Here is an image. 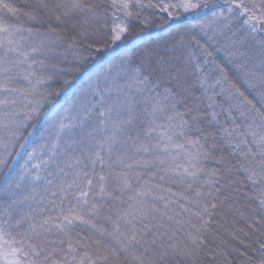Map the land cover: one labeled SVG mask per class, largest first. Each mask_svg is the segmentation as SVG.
Masks as SVG:
<instances>
[{"label": "snow or ice", "instance_id": "obj_1", "mask_svg": "<svg viewBox=\"0 0 264 264\" xmlns=\"http://www.w3.org/2000/svg\"><path fill=\"white\" fill-rule=\"evenodd\" d=\"M145 7L204 19L178 28L180 38L163 52L138 47L103 74L81 66L86 51L132 34L130 21ZM214 7L208 0H39L24 13L37 27L0 20V264H204L215 258L206 238L213 215L235 205L238 181L229 177L237 171L252 190V227L260 233L244 264H264V0ZM0 8L17 12L4 0ZM193 29L220 45L259 108L223 69L209 83L197 53L212 54ZM68 54V67L53 62ZM187 65L199 73L209 108L219 94L240 98L227 111L239 110L243 128L233 118L219 129L239 157L231 167L205 168L217 145L201 128L198 105L188 106ZM77 71L88 75L73 84L68 77ZM218 114L208 113L210 125L220 123Z\"/></svg>", "mask_w": 264, "mask_h": 264}, {"label": "trees", "instance_id": "obj_2", "mask_svg": "<svg viewBox=\"0 0 264 264\" xmlns=\"http://www.w3.org/2000/svg\"><path fill=\"white\" fill-rule=\"evenodd\" d=\"M4 2L17 9V12L13 15V13L8 12L6 9L0 8V20L20 24L23 27H37L34 22L28 21L24 13L32 10L39 3V0H4ZM104 2L108 3L109 0H104ZM142 2L145 5L149 3L159 4L161 0H142ZM163 2L169 3L170 0H163ZM171 2L174 3L175 0H171ZM208 3L210 8L215 10L214 6L216 5L226 7L227 0H208ZM140 11V19H132L130 21L132 34L115 44L109 43L107 46L102 44L97 45L98 51H92L91 54L86 51L84 54L87 56V60L83 61L81 66L84 69H88L89 72L103 74L109 62L125 52L136 51L138 47L148 45L150 47H156L163 52L170 48L171 45L180 38L176 35V30L178 28H183L189 22H195L197 19H204L203 15L194 13H182L180 16L170 17L167 13L154 7H145ZM203 11L207 15L211 14L208 9H204ZM109 12H111V9H109ZM145 18L150 20V23L147 25L143 23ZM238 26L239 22L236 27ZM190 35L196 36V38L201 41V45L207 46L208 52L212 54L209 58L205 57L202 53H197L201 57V67L207 74L209 83L218 78L220 69H223L224 74L235 83L236 88L243 92L244 96L259 108V97L251 93L246 85L238 79L232 63L225 59V54L216 50L220 45L212 44L210 41H207V39L200 34L199 29L191 30ZM184 39L185 43H188L190 36L185 35ZM68 43H70V41L66 40L63 45L58 46L57 51L64 52ZM26 46L27 45H25V47ZM136 54L137 56L140 55L138 51ZM205 59H207V63L203 62ZM53 62L59 64L61 67H68L72 62L71 54H68L67 60H65L63 56H58ZM184 71L188 74L187 82L191 86L188 94V106L192 107L193 105H198L202 114H204V119L201 121V128L215 137L213 142L217 145L214 153L216 159L205 161V168L223 169L225 167H231L237 163L239 157L231 155L232 150L225 145V142L220 136L219 129L225 127L231 128L233 126V118H235V124L240 125L241 129L243 128V124L247 121L239 116V110L233 108L231 114L227 111L228 105L238 103L240 98L235 97L229 101L226 98V94H219L216 96L215 109L209 108L208 104L210 101L207 99L209 94L204 93L203 89L196 83L199 73L193 72L191 65L184 66ZM87 75L88 73L77 71L68 77V79H70L73 84H77L80 83L82 77L86 78ZM53 87L59 90L58 84H53ZM214 91L220 93V88L217 87ZM221 107L224 108V111H220ZM247 109L248 106H243L244 111H247ZM180 110L183 111L184 109L181 108ZM213 110L219 113L216 119L220 121V123L210 125L209 121L211 118L208 113ZM193 135L197 134L193 133ZM181 160H183V157H181ZM221 160L223 163L219 162ZM229 178L238 181L236 185L238 191L234 195L235 205L231 209L222 207L213 215L212 224L206 238L208 241V248L214 254L215 258L213 259L212 257L205 256L204 264H244V256L242 254L247 253L248 255H252V248L257 246L255 241L260 236V233L256 232L252 227L253 217L257 214L252 211V209L256 207V202L251 198L253 194L250 186L244 180V175L241 172H234ZM176 211H179V209L177 208ZM256 228H260V225L257 224ZM76 231L80 232L83 236L90 235L88 230L84 228L78 227ZM262 231H264V229H262Z\"/></svg>", "mask_w": 264, "mask_h": 264}]
</instances>
